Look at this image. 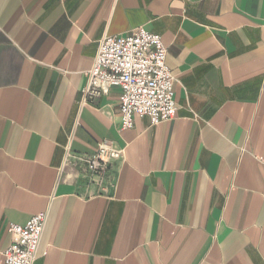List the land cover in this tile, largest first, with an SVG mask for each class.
Returning <instances> with one entry per match:
<instances>
[{"label":"crops","instance_id":"crops-1","mask_svg":"<svg viewBox=\"0 0 264 264\" xmlns=\"http://www.w3.org/2000/svg\"><path fill=\"white\" fill-rule=\"evenodd\" d=\"M141 26L177 107L124 130L119 88L81 93L99 42ZM104 142L100 186L78 157ZM45 210L35 264H264V0H0V264Z\"/></svg>","mask_w":264,"mask_h":264},{"label":"built area","instance_id":"built-area-1","mask_svg":"<svg viewBox=\"0 0 264 264\" xmlns=\"http://www.w3.org/2000/svg\"><path fill=\"white\" fill-rule=\"evenodd\" d=\"M92 68L87 73L81 103L107 94L112 87L121 90L122 129L134 127L135 118L147 117L151 124L168 121L176 111L174 75L167 62L163 37L137 27L125 36L107 35L99 42ZM121 151L109 143L99 144L89 157H78L86 164L89 183H104L106 169ZM65 165L70 163L69 153ZM49 210L33 215L22 225L8 227L12 241L4 251V264H35L39 256Z\"/></svg>","mask_w":264,"mask_h":264}]
</instances>
